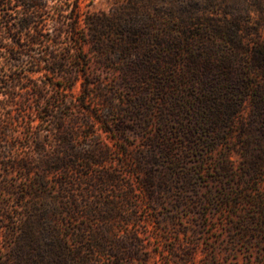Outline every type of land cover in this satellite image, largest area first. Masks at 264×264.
Here are the masks:
<instances>
[{"label": "trees", "instance_id": "trees-1", "mask_svg": "<svg viewBox=\"0 0 264 264\" xmlns=\"http://www.w3.org/2000/svg\"><path fill=\"white\" fill-rule=\"evenodd\" d=\"M157 1L130 0L111 12L85 14L80 0H66L55 4L61 19L53 18L58 26L50 32L44 17L48 0H0V23L10 39L0 37V53L12 63H30L20 71L0 70V86L24 111L25 129L36 133L37 158L33 164L20 153L7 163L31 180L25 188L10 181L1 187L26 213L1 214L10 224L6 243L0 240V264H153L157 254L166 264L172 257H179L176 264H194L191 246L168 253L160 243L153 246L147 233L155 220L142 218L141 204L158 206L174 191L181 194L177 206H195L196 197L202 205L215 200L212 191L195 198L186 192L193 182L202 187L208 157L226 146L223 159H213V171L230 177L238 170L232 155L240 154L245 184L235 194L221 192V210L257 204L258 231L264 233V38L245 44L239 18H195L184 9L177 17L172 7H155ZM16 6H22L19 17ZM64 33L69 46L62 57L55 46ZM92 55L106 69L114 67L119 76L115 90L103 79L89 80ZM70 58L85 77L78 96L73 95L74 74L67 76L70 85L54 82L59 91L50 96L40 84L30 88L22 82L37 72L57 77ZM18 85L26 92L17 91ZM123 88L131 97L128 119L145 139L137 151L123 142V119L114 118L123 113ZM6 115L0 133L16 131L20 122L11 112ZM52 117L56 145L34 130ZM253 143L260 146L254 153ZM116 159L129 166L123 178L111 165ZM97 191L104 197L96 199ZM115 191L121 195L110 194Z\"/></svg>", "mask_w": 264, "mask_h": 264}, {"label": "rangeland", "instance_id": "rangeland-1", "mask_svg": "<svg viewBox=\"0 0 264 264\" xmlns=\"http://www.w3.org/2000/svg\"><path fill=\"white\" fill-rule=\"evenodd\" d=\"M66 0H48V6L46 7V13L44 15L45 23L47 24V31L54 32L58 26L57 21L53 18L61 19L58 13V8L55 4ZM68 2L71 0H67ZM130 0H80L81 8L85 14L111 12L115 6L129 5ZM66 6V5H65ZM155 7H172L176 11V16H180L182 9L191 11V15L196 17L205 18L212 16L211 18L225 20L226 18H239L243 24L244 43H250L251 38H258L260 35L264 38V3L260 4L259 0H179L177 2L169 1L162 2L158 0ZM17 12L14 14L19 17L23 10L22 6L15 7ZM65 10L64 13H67ZM204 19V20H205ZM57 24L55 26L54 24ZM0 37L4 42L10 41L6 36L5 27L0 23ZM69 41L64 33L61 42L55 46L56 52L59 56L64 57L67 54V48ZM5 50V49H3ZM74 51V50H72ZM89 68V80L98 82L100 79L105 80L109 84L111 90H115L119 76L114 67L111 70L101 66L97 61L95 55H92ZM27 59V57H24ZM77 62L70 58L66 61L64 71H60L57 77L55 76H41V73H31V79H23V83L32 88L35 84H40L46 88L47 95H55L56 90L59 89V84L70 85L71 82L67 80V76L74 74L77 78L76 85L73 90V95L78 96L82 92V82L85 77L82 76V71L78 72L76 69ZM28 61L13 63L8 59L6 53H0V70L2 73H10L20 71L24 67H29ZM123 61V70H124ZM124 77V74H123ZM65 79L67 80L65 82ZM54 82H58L54 85ZM6 87L0 86V119L6 118V113L11 112L12 115L18 116L20 122L16 125V131H4L0 133V240L4 241V235L8 232L9 222L4 215L1 214L11 213L17 215L20 213H26V209L20 207V202L13 195L9 194L1 189L2 185L6 182L21 184L23 188L30 183V177L24 178V171H16L13 167L7 166V163L13 164L18 154L24 157L27 161L35 164L37 161L36 152L34 150L33 140L35 134L30 133L25 129L23 122L24 111L19 108L17 104H12L10 96L4 94ZM16 90L22 93L26 92L25 88H21V85L16 86ZM59 91V90H58ZM123 94V113L121 115L114 116L115 119H123V126L126 128L123 136L124 143L130 144L132 151L140 150L144 144V138L139 135V130L136 129L133 120L128 119V101L131 97H127L126 90L123 88L121 92ZM29 96V95H28ZM72 97V96H69ZM31 98V95H30ZM4 99H9L4 100ZM20 97H18V100ZM33 100V98L31 99ZM11 101V102H10ZM251 111V107L248 106L244 111V116H248ZM5 124V122H4ZM57 120L56 118L48 119L44 125L36 127L35 132L40 133L41 140L51 142V144H57L54 136L56 130ZM103 138L112 145L113 148L119 149L120 145L115 144L114 140L109 138L104 132H102ZM123 144V143H122ZM251 151L257 152L260 150V146L257 143H253ZM229 150V147H220L219 151L208 157V163L206 164V176L201 179L202 187L199 188L196 182H193L190 189L186 192V195L190 198H195L196 194H203L212 191L215 200L207 205L200 204L199 198L196 197L195 206L183 205L177 206L176 199L181 195L178 191H174L171 194H166L160 205H154L152 203L143 202L141 204L140 214L142 218L148 220L152 218L155 220L153 223L155 226H149L150 231L147 233L150 240L153 241V246H159L161 249L166 248L165 253H168L169 248L191 246L196 250L194 264L213 263V264H264V233L258 231L259 225L257 223L260 207L257 204H245L241 203L239 207H227V211L221 210L220 196L221 192L225 190L236 193L244 186L245 175L240 169L242 166L243 157L240 154H233L232 159L235 161L234 165L238 169L230 177L223 178L221 174L213 171L217 167L216 161H221L224 154ZM119 158H122L120 154H117ZM122 160V159H121ZM114 165L117 170H120L123 178V172L125 173L129 166L121 161H114ZM32 178V177H31ZM197 186V187H196ZM96 199L103 194L97 191ZM112 195H121L119 191L110 192ZM95 196V195H94ZM93 201L95 197L92 198ZM34 201V200H32ZM30 201L27 202L30 203ZM32 203V202H31ZM26 208V207H25ZM233 211L239 216H232L229 211ZM153 212V213H152ZM206 226H205V225ZM185 230H188L186 233ZM244 231L248 232L246 237H243ZM159 237L161 241L157 240ZM233 238H236L234 241ZM3 251H6L2 249ZM192 250V249H191ZM0 257H2L0 253ZM170 257H172L170 255ZM179 258V257H175ZM172 257L171 264H176ZM153 264H166V261L162 259L160 254H157ZM179 264H183L180 262ZM187 264H192L189 261Z\"/></svg>", "mask_w": 264, "mask_h": 264}]
</instances>
